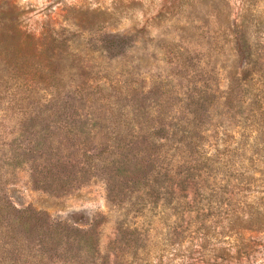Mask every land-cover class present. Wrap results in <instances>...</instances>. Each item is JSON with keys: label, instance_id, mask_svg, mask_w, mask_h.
<instances>
[{"label": "rangeland", "instance_id": "rangeland-1", "mask_svg": "<svg viewBox=\"0 0 264 264\" xmlns=\"http://www.w3.org/2000/svg\"><path fill=\"white\" fill-rule=\"evenodd\" d=\"M0 264H264V0H0Z\"/></svg>", "mask_w": 264, "mask_h": 264}, {"label": "trees", "instance_id": "trees-1", "mask_svg": "<svg viewBox=\"0 0 264 264\" xmlns=\"http://www.w3.org/2000/svg\"><path fill=\"white\" fill-rule=\"evenodd\" d=\"M257 211H255V213H256ZM253 216H254V214H253ZM259 215H256V217H258Z\"/></svg>", "mask_w": 264, "mask_h": 264}]
</instances>
